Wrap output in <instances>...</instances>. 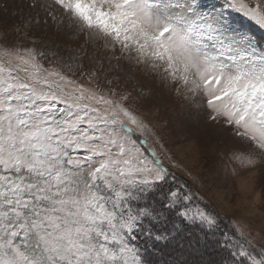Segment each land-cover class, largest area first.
<instances>
[{
    "label": "snow or ice",
    "instance_id": "1",
    "mask_svg": "<svg viewBox=\"0 0 264 264\" xmlns=\"http://www.w3.org/2000/svg\"><path fill=\"white\" fill-rule=\"evenodd\" d=\"M25 6L0 2V264H264V223L202 194L264 174V0ZM200 125L194 189L161 132Z\"/></svg>",
    "mask_w": 264,
    "mask_h": 264
},
{
    "label": "rangeland",
    "instance_id": "2",
    "mask_svg": "<svg viewBox=\"0 0 264 264\" xmlns=\"http://www.w3.org/2000/svg\"><path fill=\"white\" fill-rule=\"evenodd\" d=\"M0 2H4V0H0ZM7 2L22 7L23 16L27 17L29 10L25 6L26 0H7ZM10 23L22 25L23 20L17 16L13 17ZM164 100L166 101L167 97ZM170 107L169 109L161 108L162 114L167 115ZM159 124L162 127L164 120L160 119ZM161 135L167 142L176 163L190 170L192 176H188L186 172L177 168L172 170L192 184L194 189L199 188L195 178L206 176L209 166L219 158L217 148L223 133L218 135L208 127L200 125L189 131L182 143H175V138L170 137L167 128L163 129ZM165 163L171 167V162L165 160ZM202 194L209 198L218 210L220 205L224 204L226 206V211L222 213L224 215L249 219L256 228L264 223V217L261 216V213L264 212V174L259 170L254 173H242L239 176L229 177L221 187L210 185L209 189L202 191ZM250 209L255 213L254 215L248 214Z\"/></svg>",
    "mask_w": 264,
    "mask_h": 264
}]
</instances>
